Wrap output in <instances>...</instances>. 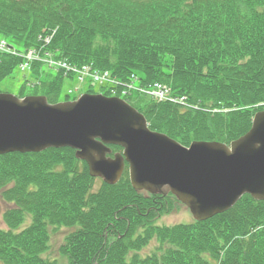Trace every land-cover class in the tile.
<instances>
[{
    "label": "trees",
    "instance_id": "16d2710c",
    "mask_svg": "<svg viewBox=\"0 0 264 264\" xmlns=\"http://www.w3.org/2000/svg\"><path fill=\"white\" fill-rule=\"evenodd\" d=\"M54 30L48 47L57 57L121 80L138 74L143 84L162 82L187 96L199 108L131 97L152 130L185 146L230 144L264 109V0H0V35L15 44L38 46ZM20 61L0 53V84ZM47 76L30 94L56 102L64 77ZM128 175L96 187L69 147L0 155L9 204L0 264H60L47 255L59 228L71 230L59 246L66 264H264V200L245 195L205 221L158 225L179 200L138 192Z\"/></svg>",
    "mask_w": 264,
    "mask_h": 264
},
{
    "label": "water",
    "instance_id": "95a60500",
    "mask_svg": "<svg viewBox=\"0 0 264 264\" xmlns=\"http://www.w3.org/2000/svg\"><path fill=\"white\" fill-rule=\"evenodd\" d=\"M111 145L123 147L114 157ZM72 147L90 175L117 184L129 164L141 193L173 194L205 221L245 194L264 200V110L230 145L194 141L187 147L151 130L144 114L118 97L86 94L50 103L43 95L0 93V155Z\"/></svg>",
    "mask_w": 264,
    "mask_h": 264
},
{
    "label": "rangeland",
    "instance_id": "374dc122",
    "mask_svg": "<svg viewBox=\"0 0 264 264\" xmlns=\"http://www.w3.org/2000/svg\"><path fill=\"white\" fill-rule=\"evenodd\" d=\"M53 67V69H52ZM52 69V70H51ZM48 74L47 79H54L56 76H59L58 72H65V69L61 66H58L57 64L50 63L49 68L46 71ZM24 83V73L17 69L13 76L5 79L0 84V90L6 93H12L14 95H20L19 93L22 90ZM27 86V85H26ZM80 86L82 88L80 91L76 89V87ZM89 88L95 91V93H102L104 92L100 85L94 84L93 87L90 86V83H79L76 79L72 80L70 78L65 79L64 83V91L62 97L67 95V92L70 89H74V92L72 93V97L74 96H80L83 93H86ZM34 89L33 86L26 87L25 95L30 94L31 91ZM33 92V91H32ZM101 180L98 179L96 183V187L99 186ZM9 208V204L5 202V200L2 198V195L0 193V228L6 229L7 225L4 221V214ZM194 221L193 215L190 212L189 209L186 208L183 204H178L177 207H174L171 213L163 214L160 218H158L157 223L158 225H175L180 223H192ZM71 232L70 229L67 228H59L56 232H53L51 236V250L48 252V256L52 259H58V262L60 264H66V259L61 255L60 253V244L64 241L66 236ZM156 247V242L153 240L151 243L145 246L141 253L143 255L151 253L154 248ZM59 249V250H58ZM59 251V252H58Z\"/></svg>",
    "mask_w": 264,
    "mask_h": 264
},
{
    "label": "built area",
    "instance_id": "2783aa9c",
    "mask_svg": "<svg viewBox=\"0 0 264 264\" xmlns=\"http://www.w3.org/2000/svg\"><path fill=\"white\" fill-rule=\"evenodd\" d=\"M6 46V43L4 41H1L0 42V49H4ZM159 96H163V93L162 92H159L157 93Z\"/></svg>",
    "mask_w": 264,
    "mask_h": 264
}]
</instances>
